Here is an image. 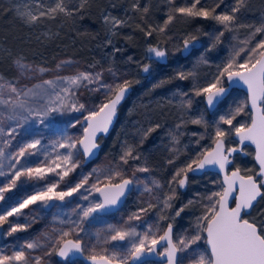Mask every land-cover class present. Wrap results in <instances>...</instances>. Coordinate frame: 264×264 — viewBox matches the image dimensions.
Segmentation results:
<instances>
[{
    "label": "snow or ice",
    "instance_id": "6c2138e0",
    "mask_svg": "<svg viewBox=\"0 0 264 264\" xmlns=\"http://www.w3.org/2000/svg\"><path fill=\"white\" fill-rule=\"evenodd\" d=\"M172 2V0H170ZM223 3L219 0L214 6L208 7L202 4L201 0H192L190 6L178 7L175 11L183 16L192 18H203L206 20H213L223 26L224 31H233L234 22L236 20V13L241 10L245 5V0H236V5L231 8L230 12L225 11L217 13V8ZM139 10V5L133 6ZM144 13L148 12V8L144 7ZM62 12L66 15H71V11L64 6L63 0H58L55 7L49 9L47 12L41 11L38 15L32 12L19 13L28 23H35L41 17L49 16L52 13ZM54 18V17H53ZM174 17L168 15L167 21L164 26L159 29H152L146 32V35L151 36L153 31L158 30L163 32L169 23L172 22ZM106 23H111L112 30H115L125 24V21L117 18L106 17ZM224 31L219 32L218 35L213 37L212 42L209 44L207 50L211 51L212 48L220 42V38L224 35ZM264 32V28H256L255 33ZM197 37H191L184 41L185 50H189L190 45L195 47ZM249 41H245L247 44ZM110 43V41H109ZM259 50V51H258ZM119 51V49H116ZM148 52L151 58L162 59L165 58L167 53L159 47H150ZM248 53L243 62H239L238 58L241 53ZM258 54V58L253 61V56ZM71 63V62H67ZM22 68L26 66L21 65ZM59 67V66H58ZM44 71V69H40ZM111 71V70H110ZM143 71H149V65H144ZM192 73H185L183 71L177 72L176 77L180 80H186ZM102 73L96 72H78L75 75L68 77H57V80L62 85L58 91H55L54 96H51L49 89L44 88L42 91H37L40 86L33 89H27L22 93L17 90L14 85H8L10 95L8 99L0 98V105L6 106L9 111V120L27 121L35 115L41 124L44 123V118L52 112H63L65 110L72 112H80L84 109L83 104H78L76 91L81 87L87 88L88 85L95 84L97 89L100 87L106 88V95L111 96L108 102L99 106L98 110L89 111L84 117L87 121V127L84 128V136L82 139H74L72 136L65 134L61 139H58L54 147L64 148L65 153H57L52 158L49 152L43 160L38 161L36 164L25 162L21 163V159L27 157H35L40 152L38 146L41 145L39 138L32 139L22 144L19 149L12 155L6 156L3 148H0V176L7 177L6 183L0 185V201L4 200V193L11 191L17 186V182L21 178L26 180L36 179L45 180L49 174H53V178L48 180L46 184L29 193L11 204L9 207L0 211V229L4 230L5 236H11L18 231H27L30 226L27 222L29 217L24 213V209L30 205L41 202L42 207H47L45 202L52 200L64 201L66 197L73 196L74 193L80 191L88 184V177L84 176L80 182L67 187L66 190L57 191L60 183L64 182L65 177L75 170L79 165V161L74 159V155H80L79 152L74 153L73 150L77 148V144L81 146L82 154L93 155V149L98 148L96 144V134L98 132L107 133L109 126L112 124L113 118L116 115L117 106L124 99L128 89L131 87V82L124 80L123 83L115 85H102L100 84ZM229 82L240 81L247 86L249 93V102L254 114L251 118L250 124H244L237 121L246 107L247 103L241 102L235 107H229L223 115H219L218 121L215 122V133L213 143L215 145L211 150L204 149L199 152L195 158H191L183 166L179 167L173 174L171 180L168 181L169 191L163 195V198L157 197V204L148 203L147 208H141L137 213H133L128 217L129 222L141 220V213H146L150 209L159 206L162 215L158 217L159 220H169L162 231L158 225L146 224L145 231H137L136 226L128 223L126 227L111 229L110 235L105 241L108 242H124L128 241L127 247L123 250H116L113 246L111 254L91 255L88 257L93 264H143V257L146 254H155L163 258L164 264H264V224L257 225L256 222H250L245 216L252 209L253 203L257 201L258 197L264 196L261 188L264 185V39H261L255 46L251 48L241 47L234 55L228 60L223 70L206 86H194L191 92L195 97L203 96L206 101L208 109L218 110L219 105L227 99L229 88L224 86V78ZM45 85L56 89L57 84L52 80L44 81ZM3 85H0L2 88ZM50 96L48 102L43 106V109L33 108L29 100L34 97ZM23 96V99L21 98ZM180 106L186 109H191L193 106V99L188 92L180 94ZM186 98V99H185ZM27 112V115H23ZM234 121L236 124L234 125ZM80 123L79 119L75 123H70V126H75ZM193 124H207L203 116H199L191 120ZM181 124L176 126V132L170 133L174 144H178V136L181 134L179 129ZM221 125L228 126L227 128ZM22 126V125H19ZM160 125L157 124L152 128L146 129L143 136L155 131ZM16 128H11L7 133L3 128H0V134L7 135L13 138V133ZM196 135V133H192ZM230 135H235L239 138V143L243 145L245 141H251L256 145L257 154L256 160L259 162L260 171L257 174L260 177L259 182L252 176H241L240 169L236 168L231 172V175H225V183L227 187L222 192H214L211 195L204 197L208 204L204 206V214L197 217L195 230H185L179 233L175 238L173 237V224L176 217H179L185 208L193 203L189 200L187 204L179 207L171 213L169 217L167 210L173 208V201L176 199V188H184L188 184L189 173H197L204 171L207 167H217L221 171L227 173V166L232 164L230 157L238 149L235 147H225V141ZM142 136V139H143ZM203 138V137H201ZM199 141H197L198 143ZM10 145V140L5 141V147ZM176 150V149H173ZM243 151V149H239ZM132 146L126 145L120 160L124 164H128L129 158L132 160H139L138 154L134 155ZM9 164L8 171L5 172L4 162ZM173 161H169L172 163ZM19 166V167H17ZM148 172L147 167H137L133 170V177L135 172ZM119 176V171L115 172ZM108 179H111L109 175ZM143 183V191L152 192L153 188L149 187L147 183L135 180V186L139 187ZM153 187L160 189L162 185L157 180L151 181ZM237 183L239 187L237 189ZM133 179H123L118 184H108L104 188H99L95 184L91 185L86 191L91 193V190L99 192L102 196L100 202L91 204L88 207L81 208L82 216L79 221H71L73 228L70 231H61L59 239L52 242L54 249L58 248V255L65 260H69L70 254L83 253V241L77 239H66L73 232H81L84 229L81 225L84 220L90 217L93 213L106 211L120 202L121 197L125 195L129 185H133ZM238 191V196L234 198V207H229L228 201L232 193ZM83 199H88V196H83ZM73 211H76L75 209ZM24 217L25 223H20L19 220L12 222L9 217ZM7 224L8 228L4 229ZM206 233V237L202 234ZM204 239L210 248L208 253L200 252L193 246L197 245ZM163 243L162 250L157 251V246ZM43 245L39 240L25 242L20 245L19 250L15 251L13 255H0V264H11L13 261L22 262V264H29L30 256L26 255L27 249L42 248ZM183 258L178 254L189 253ZM108 252L107 249L104 250ZM50 252H45V255H50ZM40 257L35 258V264H39Z\"/></svg>",
    "mask_w": 264,
    "mask_h": 264
},
{
    "label": "trees",
    "instance_id": "16d2710c",
    "mask_svg": "<svg viewBox=\"0 0 264 264\" xmlns=\"http://www.w3.org/2000/svg\"><path fill=\"white\" fill-rule=\"evenodd\" d=\"M201 2L212 7L219 0ZM191 3L192 0H82L69 10L71 15L59 12L52 20H44V23L37 26L26 23L9 2L0 0V72L6 77H15L14 60L17 58L44 66H55L61 59L73 58L99 67L113 66L120 71L126 70L130 73L127 80L131 82L133 92L120 107L118 121L111 135L101 138L100 156L108 154L120 159L125 146H132L133 154H138L140 159L129 158V163L145 164L158 177L169 181L179 167L195 158L199 152L211 150L214 145L215 122L219 115L225 114V109L221 107L224 102L239 94L237 99L248 104V95L243 90L234 89L219 105V109L212 111L207 108L205 98L195 97L191 89L194 86H206L223 70L235 38L248 39L252 42L251 47L264 39V32L255 33L256 28H264V0H245V5L235 14L236 20L231 32L224 31L223 26L213 20L186 17L175 11L176 8L190 6ZM136 4L139 5V10L133 7ZM235 5L236 0H223L216 11L218 14L230 12ZM144 7L148 8L147 13L142 11ZM107 11L125 12L122 15L126 17L125 24L113 37L109 35L104 20ZM168 15H172L174 19L163 32L156 30L151 36L146 35L149 30L163 27ZM221 31H224V35L216 46L223 48L221 57L224 59L217 63V59L207 48L213 37ZM191 37H197L195 47L190 45L186 51L184 41ZM150 47L165 50L166 57L151 58L148 52ZM247 54L245 52L240 55L243 56L240 62H243ZM144 65H149L147 73L143 71ZM180 71L192 75L186 80L175 78ZM223 83L225 86L226 77ZM184 92H188L193 99L191 109L180 106V94ZM109 99L111 96L103 98L100 104ZM201 115L207 122L206 125L191 123L192 119ZM251 118L252 113L246 107L237 121L250 124ZM181 121L183 124L179 129V143L174 144L170 133L176 132V126ZM157 124L160 125L159 128L143 136L144 130ZM234 136L230 135L226 140L229 147L238 145ZM232 168H239L245 175H255L260 180L252 147H246L244 152L235 156ZM188 176L186 188H176L174 206L164 213L170 217L176 209L189 200L193 201L175 218L173 226L176 228L182 226L193 229L197 217L204 214V206L208 204L203 198L224 190L222 177L217 173L207 172L201 176L189 173ZM262 189L264 192V185ZM128 201L129 199L126 203ZM156 209L160 210L159 207ZM159 213L162 215L160 211ZM246 217L258 226L264 224V196ZM161 221L164 227L170 222Z\"/></svg>",
    "mask_w": 264,
    "mask_h": 264
},
{
    "label": "rangeland",
    "instance_id": "374dc122",
    "mask_svg": "<svg viewBox=\"0 0 264 264\" xmlns=\"http://www.w3.org/2000/svg\"><path fill=\"white\" fill-rule=\"evenodd\" d=\"M9 2L16 14L21 17L25 22L26 20L19 14L21 12H32L33 14H39L41 11L47 12L49 9L55 7L58 0H3ZM82 0H63L64 6L67 9H71L78 5ZM57 13H52L49 16L41 17L35 23H28L29 25L40 26L41 23L52 20ZM62 13V12H61ZM125 12H123L124 14ZM122 13L107 11L104 15V20L108 18H117L125 21ZM108 27L109 35L113 37L114 33L120 28L112 30L111 23H106ZM245 41H249L245 38H235L230 47L229 55L227 60H229L236 51L241 47L250 48L252 42L245 44ZM188 51V50H187ZM223 48L215 46L211 49L210 54L217 59V63L223 61L222 55ZM224 52V51H223ZM243 53H241L242 55ZM247 56V55H246ZM243 57V56H242ZM242 57L238 58L240 62ZM258 58V54L254 56L253 60ZM71 62V63H67ZM16 66V76L6 77L0 72V98L8 99L10 94L8 91V85H14L18 91L21 93L27 89H33L36 86H40L37 91H42L44 88L49 89L51 96H54L55 91L59 90L62 85L57 80V77H68L77 74L78 72H100L102 73L100 84L102 85H115L118 83H123L130 76L126 70L120 71V69H115L112 67H99L92 64H86L82 61L73 58H64L55 64V66H44L35 62L28 61L24 58H17L14 60ZM21 65L26 66L22 68ZM59 66V67H58ZM44 69V71H40ZM111 70V71H110ZM52 80L57 84L56 89H52L50 86L45 85L44 81ZM227 84V81H226ZM226 86V85H225ZM97 89V85H88L87 88L81 87L76 91V99L78 104H83L85 107L80 112H69L67 110L63 112H52L49 113L47 117L44 118V123L41 124L39 119L33 115L27 121L23 119L20 120H9L7 117L9 111L6 106L0 105V128L4 129L7 133L11 128H16V132L13 133V138H9L7 135L0 134V148H3L6 156L14 154L19 147L35 138L41 140L40 152L35 157H25L21 159V163L30 162L36 164L38 161L44 159L48 153H51L52 158L55 157L57 153H65L67 150L64 148L54 147L55 142L61 139L65 134L72 136L74 139H82L84 135V128L86 127V121L84 117L89 111L98 110L100 101L106 98L107 89L100 87ZM239 94H235L229 101L224 102L221 107H223L226 112L229 107H235L237 104L241 103L243 100L237 99ZM23 99V96L21 97ZM50 96L46 95L43 97L30 98L29 103L33 108L43 109V106L48 102ZM97 98V99H96ZM231 102V103H230ZM230 103V104H229ZM229 104V105H228ZM23 115H27V112H23ZM217 115V114H216ZM79 119L80 123H76L75 126H70V123H75V120ZM22 125V126H19ZM118 134V133H117ZM103 139V138H102ZM10 140V145L5 147V141ZM74 153L79 152L80 155H74V159L79 161L78 167L72 171L69 176L65 177L64 182L60 183L57 191L66 190L67 187L80 182L84 177H88V184L81 188L79 192L74 193L71 197H66L64 201L52 200L45 202L47 207H42L41 202H37L34 205H30L28 208L24 209V213L29 217L28 223L29 227L27 231H18L11 236H5L4 231L2 239L0 241V255L11 256L15 251L19 250L20 245L25 242H31L33 240H39L43 245L42 248L37 249H27L26 255L30 256L29 264H35V258L40 257L39 264H70L69 262H60L57 256L58 248L54 249L52 242L59 239L61 231H70L73 228L71 221H79L82 216L81 208L88 207L91 204L101 201L99 193L94 189L91 190L89 194L86 189H89L91 185L95 184L97 187H101L107 183H117L123 179L129 178L134 180V189L130 196L128 197V203L122 207L116 213L102 215L99 213H93L90 217L84 220L81 227L84 231L73 232L70 236L72 238H79L83 241V247L85 248V253L89 256L100 255V254H111L113 246H116V250H123L127 247L128 241L124 242H108L105 241L110 235L111 229L126 227L128 223L136 226L137 231H145L146 224H152L154 226L158 225L161 229L162 234L164 226L162 221L158 219L160 216L159 211L156 208L150 209L146 213H141V220L129 222L128 217L133 213H137L141 208H147L148 203L157 204V197L163 198V195L169 191L168 181L158 177L153 170L147 167L145 164H135L129 163L124 164L120 159L114 158L108 154L99 156L97 160L89 164H85V157L82 154L80 145L77 144V148L73 150ZM19 167V166H17ZM137 167H147L148 172H135V177H133V170ZM9 164L7 161L4 162L3 171L7 172ZM119 171L121 175H115V172ZM111 175V179L108 177ZM53 178V174H49L45 180H26L21 178V181L17 182V186L11 191L4 193V200L0 201V211L9 207L11 204L15 203L25 195L33 193L39 188L43 187L46 182ZM139 179L144 183H147L149 187H152V192L143 191V183L139 186H135V180ZM7 177L0 176V185L6 183ZM157 180L162 185V188L157 189L153 187L151 181ZM179 188V187H177ZM181 189V188H180ZM83 196H88V199H83ZM127 199V200H128ZM76 211H73V210ZM19 220L20 223H25L24 217H9V221L15 222ZM196 224V223H195ZM193 229L186 227L176 228L174 231V238L185 230L194 231ZM8 225H4V229H7ZM205 236V235H203ZM66 237V238H68ZM200 252L208 253L209 249L207 247L206 241L202 239L197 245L193 246ZM105 249L108 250L105 253ZM45 252H50V255H45ZM189 253L180 254L183 258ZM11 264H22V262L13 261ZM153 264V263H148ZM154 264H163L162 262H155Z\"/></svg>",
    "mask_w": 264,
    "mask_h": 264
},
{
    "label": "water",
    "instance_id": "95a60500",
    "mask_svg": "<svg viewBox=\"0 0 264 264\" xmlns=\"http://www.w3.org/2000/svg\"><path fill=\"white\" fill-rule=\"evenodd\" d=\"M226 81H227V84H226V86L225 87H228L229 88V93H228V96L231 94V92L234 90V89H240V90H243L247 95H248V107H249V110L251 111V113H252V115L254 114V112H253V110L251 109V105H250V102H249V93H248V90H247V86L246 85H244L242 82H240V81H232V82H229L228 80H227V78H226ZM132 92H133V86H131L129 89H128V91L126 92V94H125V96H124V99L120 102V104L117 106V111H116V115H115V117L113 118V121H112V124L109 126V129H108V131H107V133H103V132H98L97 134H96V140H95V142H96V144L98 145V148H96V149H93V155H84V157H85V164H89V163H91V162H94L95 160H97L98 158H99V156H100V154H101V150H102V144H101V142H100V140H101V138H107V137H109L110 135H111V133H112V131L114 130V128H115V126H116V123H117V121H118V117H119V109H120V107L129 99V97L131 96V94H132ZM227 96V97H228ZM205 103H206V101H205ZM262 106H264L263 104H262ZM209 110H212L213 111V109H209ZM86 123H87V121H86ZM86 127H87V124H86ZM84 136V135H83ZM235 137V139L239 142V138L238 137H236V136H234ZM83 138V137H82ZM252 147L253 149H254V159H255V162H256V164L258 165V167H259V171H260V165H259V162L256 160V154H257V148H256V145L255 144H253L251 141H245L244 143H243V145H241L240 143H239V145L238 146H233V147H235V148H237L238 149V151L237 152H235V153H233V155L230 157V159L232 160V164H230V165H228L227 166V173H225L224 171H221L220 169H218L217 167H207L204 171H202V172H197V173H192V174H194V175H202V174H204V173H207V172H213V173H217V174H219L221 177H222V180H223V185H224V189L227 187V184L225 183V175L227 174V175H231V172L232 171H234L235 169H231V167H232V165H233V163H234V156L235 155H237V154H239V153H242L243 151H240L239 149H243L244 150V148L245 147ZM215 147V145H213V147L212 148H214ZM225 147L226 148H228V146H227V143H226V141H225ZM80 148H81V146H80ZM211 148V149H212ZM82 150V149H81ZM240 175L241 176H248V175H245L241 170H240ZM252 176H254L256 179H257V177L255 176V175H252ZM259 177V176H258ZM126 179H129V178H126ZM257 181L259 182V180L257 179ZM122 182V180L120 181V182H117V183H107V184H105V185H102L100 188H104L106 185H108V184H118V183H121ZM186 187V186H185ZM184 187V188H185ZM238 187H239V184L237 183V189H238ZM133 189H134V184L133 185H129L128 186V190H126V192H125V195L123 196V197H121V199H120V202H118V204L117 205H115V206H113V207H110L108 210H106V211H100V212H97V213H99V214H102V215H105V214H111V213H116V212H118L124 205H125V203H126V201H127V199H128V197L130 196V194L132 193V191H133ZM261 190H262V192H263V189L261 188ZM99 193V192H98ZM99 196H100V198H101V200H102V196L100 195V193H99ZM236 196H238V191H235V192H233L232 193V196L229 198V201H228V205H229V207H234L235 206V204H234V198L236 197ZM261 199V197H258L257 198V201H255L254 203H253V207H252V209H250L249 210V213L248 214H250L251 212H252V210L254 209V207L257 205V203L259 202V200ZM247 214V215H248ZM246 215V216H247ZM245 216V218H247ZM248 219V218H247ZM250 222H252V221H250ZM3 229H0V241H1V239H2V235H3ZM174 231H175V227L173 226V237H174ZM70 239H73V238H70ZM163 243L164 242H161V244L160 245H158L157 246V251H161L162 250V246H163ZM207 244V243H206ZM207 247H208V249H209V251H210V248H209V246L207 245ZM178 255H180V254H178ZM88 257L89 256H86L85 255V253L83 252L82 254L81 253H75V254H70V258L71 259H81V260H84V262L85 263H87V264H93V261H91L90 259H88ZM58 258L60 259V260H65L64 258H62V257H60L59 255H58ZM163 261V258L162 257H159V256H157V255H155V254H146L144 257H143V263H145V262H147V261Z\"/></svg>",
    "mask_w": 264,
    "mask_h": 264
},
{
    "label": "flooded vegetation",
    "instance_id": "af4514ba",
    "mask_svg": "<svg viewBox=\"0 0 264 264\" xmlns=\"http://www.w3.org/2000/svg\"><path fill=\"white\" fill-rule=\"evenodd\" d=\"M237 142H238V141H237ZM238 145H239V142H238ZM238 145H237V146H238ZM227 146H228V145H227ZM228 147H229V146H228ZM231 147H233V146H231ZM245 148H246V147H245ZM245 148H244V150H245ZM244 150H243V152H244ZM235 156H236V155H235ZM235 156H234V158H235ZM233 164H234V163H233ZM232 166H233V165H232ZM231 169H233V168L231 167ZM204 174H205V173H204ZM193 175H194V174H193ZM202 175H203V174H202ZM195 176H201V175H195ZM222 181H223V180H222ZM186 186H187V185H186ZM185 188H186V187H185ZM126 202H127V201H126ZM121 209H122V208H121ZM121 209H120V210H121ZM111 214H113V213H111ZM105 215H107V214H105ZM205 237H206V233H205ZM70 238H72V237H68V238H66V239H70ZM73 239H75V238H73ZM84 253H85V251H84ZM85 255H86V256H89V255H87L86 253H85ZM57 256H58V251H57ZM58 259H59V258H58ZM59 260H60V259H59ZM64 261H67V262L71 261V262H74V263H75V262H83L84 264H87V263L84 262V260H81V259L79 260V259H71V258H69V260H60V262H64ZM155 262H156V263H157V262H162V263L164 264V261H152V260H151V261H147V262H145V263H143V264H148V263H153V264H154Z\"/></svg>",
    "mask_w": 264,
    "mask_h": 264
}]
</instances>
